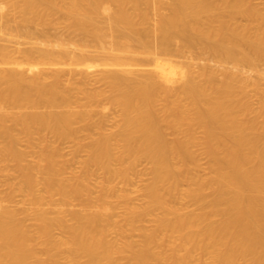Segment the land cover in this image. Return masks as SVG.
<instances>
[{
	"label": "bare ground",
	"instance_id": "6f19581e",
	"mask_svg": "<svg viewBox=\"0 0 264 264\" xmlns=\"http://www.w3.org/2000/svg\"><path fill=\"white\" fill-rule=\"evenodd\" d=\"M56 13L83 44L38 36ZM88 43L104 57L88 55ZM194 47L256 71L264 8L250 0H0V161L17 180L0 197V264H264V88L221 64L199 66L187 56ZM89 63L119 110L116 132L75 143L87 152L83 167L102 171L96 193L88 178L62 175L59 148L42 134L59 142L103 127L94 120L102 93L73 106L74 87L62 78L85 77ZM16 130L40 145L35 162L17 147ZM196 146L207 157L204 177L195 175ZM143 160L150 177L136 205L111 179L128 184ZM15 190L22 199L11 207ZM54 195L58 205L82 204L45 208ZM112 197L123 205L119 220L109 214Z\"/></svg>",
	"mask_w": 264,
	"mask_h": 264
},
{
	"label": "rangeland",
	"instance_id": "374dc122",
	"mask_svg": "<svg viewBox=\"0 0 264 264\" xmlns=\"http://www.w3.org/2000/svg\"><path fill=\"white\" fill-rule=\"evenodd\" d=\"M218 2L219 0H215ZM253 4L257 5L262 11H263V3L264 0H250ZM150 18V24L155 22L156 15L154 12H151L149 15ZM53 20V22H52ZM103 22H105L106 19L104 17L101 18ZM236 23H244V19L241 16H237V19H235ZM43 31V34H41ZM35 33L34 35H36ZM39 34L48 36L49 39L57 41L59 40L60 42L63 41L65 42L66 45H68V42L71 43L69 44L68 48L72 47V43L75 44H83L84 40L82 36L77 35L76 33L72 32L65 23L63 22L62 17L60 14L56 13L53 16H51V23L45 26V29L43 28ZM46 36V37H47ZM105 38L106 41H110V37L106 36ZM153 41V40H151ZM154 42V41H153ZM151 42V49L157 50V48H154L153 46L156 44L154 42ZM175 44V45H174ZM88 50L89 52L87 53L88 55H92L94 57H99L102 58L104 57L103 53L99 51L96 47L92 45V43H88ZM153 45V46H152ZM176 45L180 46L179 43H173V47L171 45L172 51H174V57L179 56L181 53V50H178L179 47H175ZM73 46V47H74ZM72 47V48H73ZM176 48V50H174ZM71 49V48H70ZM152 49V50H153ZM159 50V49H158ZM157 50V51H158ZM170 52L171 54L173 52ZM180 53V54H179ZM179 54V55H176ZM187 56L191 57L194 59L196 64L202 67H207L211 66L213 69H218L221 64L222 66H225L229 69V71L236 72L241 78H246L247 81H257L262 88H264V63L259 62L257 63L256 71L252 70L251 68L247 67V65L243 64H237L234 65L233 63H219L215 57H212L208 53L206 54L205 51H203L200 47H194L190 49L187 52ZM180 60H182L180 58ZM193 61V62H194ZM208 68V67H207ZM254 68V69H255ZM261 75V76H259ZM63 80H70V84L74 87L72 91V98L71 101L73 102V106L79 105V104H86V94L87 93H94V92H101L102 97H101V102L100 100L96 101V104L98 105L97 102H99L100 106H104L105 109L102 110L103 114L102 116L100 114H97L94 116V120L97 121L99 118L102 117V121H104L103 127L98 128L96 126H92V128H89V130H79L76 133L75 137L68 138V139H63L61 141H55L54 137L50 134L45 135V133H42L44 137H46L48 143L51 146L58 147L60 156L58 160L64 165V170H63V176L68 177L71 173H75L77 176L85 177L88 178L92 191L96 193L99 189V184L103 180V174L102 171L91 166L89 168L83 167V161L85 160L87 156V152L85 149H80L76 151L75 149V143L81 142V143H86L87 142V137L88 136H93L96 137L100 132H105V133H114L116 132V122L118 121V107L108 103L109 101V88L108 85L101 79L100 77V71L99 67L95 64H88L87 70H86V76L85 77H80V76H74L70 77L69 75H64ZM66 82V81H65ZM78 89H81L83 92H79ZM248 95L249 99L251 100L252 107H253V113L250 114V116H254L257 106H258V97L253 94L252 92V87H248ZM100 110V107L98 108ZM255 110V111H254ZM169 132L166 128L164 129V133L166 134ZM18 136V144L17 147L25 153L26 160L27 161H36L37 154L39 152V147L40 145L34 144L33 146H29L27 142L25 141L24 137L22 134L16 130L14 132ZM170 133V132H169ZM197 136H200V133L197 131ZM167 137L170 138V135L168 133L166 134ZM263 147H264V138L261 141ZM199 148V147H198ZM196 147H194L195 153L198 156V168L195 170V175L197 177H204L205 174L208 172L207 170V157L205 156V153H201V151ZM199 151H198V150ZM4 163L0 161V197H4L8 185L12 184L13 186L17 184V180L13 178L12 176H9L7 172H5L2 168V165ZM9 165V163H7ZM12 165V163H10ZM9 167V166H8ZM7 169L9 170V168ZM149 164L146 161H140L138 165L135 167V170L132 172L131 180L129 181L128 184H123L121 179L117 176H114L111 179V183L115 186L117 190H125L130 194L131 202L136 204V205H141L143 203V197L141 195V191H138L139 189L142 188V186L148 181L150 174L148 170ZM11 169L13 168L10 167ZM9 171V173H12V171ZM13 170V169H12ZM186 184L184 182L181 183V189H184ZM40 188V187H39ZM12 201L11 203L7 202L8 206L15 207L16 202H19L22 199V193L18 192L17 190L14 191L12 194ZM45 208H52L57 206L58 204H61L60 198L58 195H54L52 197V200H46L45 201ZM109 202L111 204V209L109 210V214H113L115 216V219H121V212L123 205L121 202H119L115 197H112L109 199ZM57 204V205H56ZM69 205H58L57 207L61 206L63 209H79L80 205L82 204L80 200H72L69 201ZM183 206L187 207L188 209H191L194 206V202L190 199H185L183 201ZM151 217H146L143 221V226L149 227L151 226ZM113 236V235H112ZM114 238V237H113ZM133 239L137 240L138 237L137 235L132 236ZM61 264H65L64 261L61 259Z\"/></svg>",
	"mask_w": 264,
	"mask_h": 264
}]
</instances>
